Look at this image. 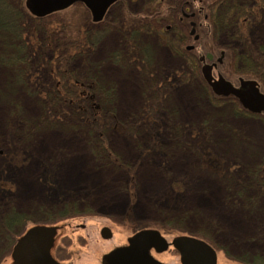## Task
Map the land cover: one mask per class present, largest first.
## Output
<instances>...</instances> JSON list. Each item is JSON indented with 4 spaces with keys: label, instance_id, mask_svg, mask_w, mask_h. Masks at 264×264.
<instances>
[{
    "label": "rangeland",
    "instance_id": "rangeland-1",
    "mask_svg": "<svg viewBox=\"0 0 264 264\" xmlns=\"http://www.w3.org/2000/svg\"><path fill=\"white\" fill-rule=\"evenodd\" d=\"M58 13L42 26L71 25V37L79 29L94 42L88 51L71 50L68 67L103 94L106 121L90 127L53 90L52 62L66 54L63 33L53 41L28 12L20 41L0 27V222L10 208L33 216L20 234L57 211L58 196L121 198V205L132 196L137 220L198 225L220 246L215 264H264V188L249 177L257 174L261 184L264 123L217 109L196 80H186V59L155 34L138 43L151 49L150 58L135 48L130 64H121L117 55L128 43L114 27L117 10L102 26L89 23L79 4ZM256 29L252 50L264 47V25ZM230 45L223 36L196 48L203 54Z\"/></svg>",
    "mask_w": 264,
    "mask_h": 264
},
{
    "label": "flooded vegetation",
    "instance_id": "flooded-vegetation-1",
    "mask_svg": "<svg viewBox=\"0 0 264 264\" xmlns=\"http://www.w3.org/2000/svg\"><path fill=\"white\" fill-rule=\"evenodd\" d=\"M137 1L115 0L99 22H93L91 12L81 4L90 15L89 23L101 26L112 10H117L120 21L114 27L125 35L128 43L126 51L117 55L121 64H130L133 54L139 51L135 48L140 49L138 43L142 36L155 34L177 56L186 59L189 67L186 80H196L212 104H221L217 109L225 107L235 117L264 123V47L257 50L249 47L254 43L256 28L264 25V0H250V4L248 0H139L143 6L133 8L132 4ZM26 2L27 15L35 21L50 16L37 18ZM223 36L236 45L213 47L215 50L203 54L198 52L196 47L205 40L218 42ZM144 48L150 58L151 49ZM125 55L130 59L127 62H124ZM238 74L236 79L234 76ZM228 85L238 94L233 93ZM207 154L211 164H216L213 166H221L210 153ZM258 171L261 184L257 182V174L249 177L250 183L261 190L264 188V164ZM58 197V205L53 208L59 209L49 212L42 223L30 229L54 231L45 255L56 264H105V258L111 255H116V264H166L170 259L184 264L183 253L176 246L179 239L204 243L216 257L217 249H220L219 244L198 225L189 228L185 219L176 220L181 226L154 222L147 215L135 219L136 201L132 196L123 205L121 198L85 197L69 201L65 195ZM7 204L5 207L9 208ZM118 206L122 210L118 211ZM25 219L33 220V216L10 208L0 222V264H17L15 251L24 244L30 231L18 232Z\"/></svg>",
    "mask_w": 264,
    "mask_h": 264
},
{
    "label": "trees",
    "instance_id": "trees-1",
    "mask_svg": "<svg viewBox=\"0 0 264 264\" xmlns=\"http://www.w3.org/2000/svg\"><path fill=\"white\" fill-rule=\"evenodd\" d=\"M79 5L82 7L81 4ZM26 12L28 11L25 8V0H0V27L4 28L5 32L9 31V33L16 35L19 39L18 41L23 38V27L20 20L23 19ZM58 15L59 13H53L49 17H45L43 21L57 19ZM43 21L38 19L36 25L45 28L44 25L42 26ZM59 24V22L54 24L56 25L55 30L48 26L47 29L45 28L48 35L47 37L49 38L56 37L57 33L60 35L62 33L64 34V38L61 37L64 46H61L64 47L63 49L66 51V54L64 56L58 53L54 62H52L53 70L51 73L55 82L53 90H55L58 96L62 99L61 101L65 102V104H69L74 109L75 114L80 115V119L84 123L90 127L93 126V124H101V122L106 121L102 115V101H100V99L104 97L103 94L99 93V89L95 87L94 82L90 81L91 83H88L83 77L77 78L75 74L70 71V67H68L71 50L80 49L79 51H88L92 48L94 42L87 40V32L83 33L82 30L79 29H77L76 36L71 37L72 35L67 31L71 25L65 28L64 26L61 27ZM52 40L54 41V38ZM62 40H60L61 43ZM25 44L23 45L26 46ZM23 45H17L19 52L24 51ZM139 50L148 58L146 48L141 47ZM65 83H68L69 87L66 86Z\"/></svg>",
    "mask_w": 264,
    "mask_h": 264
},
{
    "label": "water",
    "instance_id": "water-1",
    "mask_svg": "<svg viewBox=\"0 0 264 264\" xmlns=\"http://www.w3.org/2000/svg\"><path fill=\"white\" fill-rule=\"evenodd\" d=\"M115 0H27L30 12L37 18H43L53 13L65 10L75 5L83 4L90 12L93 22L102 20L107 7ZM223 85V83H222ZM229 86V85H228ZM230 90L238 94L229 86ZM54 231L48 228L30 230L24 244L17 247L14 257L17 264H56L45 253L52 241ZM176 246L181 250L184 264H215L216 254L207 245L195 240L179 239ZM118 263L116 255L105 258V264Z\"/></svg>",
    "mask_w": 264,
    "mask_h": 264
}]
</instances>
